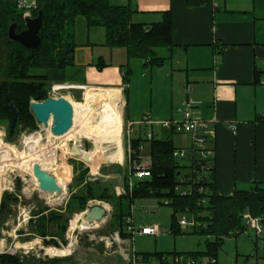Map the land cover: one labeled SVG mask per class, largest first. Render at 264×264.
<instances>
[{"label":"crops","instance_id":"1","mask_svg":"<svg viewBox=\"0 0 264 264\" xmlns=\"http://www.w3.org/2000/svg\"><path fill=\"white\" fill-rule=\"evenodd\" d=\"M126 3L133 10L134 22H157L163 12L171 13L172 47L158 53L166 59L162 65L155 66V72L169 79L171 100L166 107L151 104L147 112L155 120H179L177 108L186 100L192 104V115L206 123L204 131L213 137L208 146L214 148L218 195H231L235 189L247 188L254 182L264 186V0H120L113 4ZM94 50L95 45L89 41L77 45L73 64L48 69L47 81L50 88L68 86L62 89L67 90V97L61 96L71 101L73 109H84L82 112L93 109L96 114L102 113L110 124H121L117 156L120 162L122 153L127 160L125 128L133 121L126 111L127 84L123 82L121 67L125 62L107 61ZM121 55L128 61L125 49ZM100 56L106 65L98 69L95 64ZM97 89L101 90L96 92ZM105 101L110 104L85 106L105 104ZM137 127L133 136L141 135L144 126ZM154 131L161 137L167 130L155 126ZM173 134L178 141L174 146L191 145L189 134ZM147 146L143 144L146 153ZM97 204L107 203L97 201ZM114 232L110 242L122 248L119 254L127 264L131 251H136L129 246V237H122L118 230ZM125 242L128 248L123 250Z\"/></svg>","mask_w":264,"mask_h":264},{"label":"trees","instance_id":"2","mask_svg":"<svg viewBox=\"0 0 264 264\" xmlns=\"http://www.w3.org/2000/svg\"><path fill=\"white\" fill-rule=\"evenodd\" d=\"M42 11V25L38 31L40 43L34 49H25L18 42L8 38L7 31L11 23H16V31L24 28L23 9L18 8L17 0H0V123L8 122L13 116L9 107L12 102L17 110L16 123L34 128L36 121L30 111L31 100H43L48 97L49 83L46 71L48 69H62L73 64V55L78 45L75 39V21L81 16L86 25L101 26L105 32L104 45L110 48H124L129 61L132 57L142 60L144 67H155L163 64L166 57L159 55L157 49L164 47L169 50L171 41V13H162L157 22H134L131 19L133 10L128 3L111 4L109 0H36L35 7L30 9L31 16ZM128 61L121 67L123 82L126 85L130 74ZM96 67L101 69L106 63L102 57L97 58ZM255 81H259L256 72ZM127 88L124 87V93ZM174 131L167 130L161 137L153 136L147 140L143 135L131 137V147L136 153L137 147L147 143V153L150 157V177L135 180L131 190L127 187V169L123 175L124 192L116 194L109 185L98 179L87 177V168L84 162L78 164V173L74 180L81 185L71 196L67 204L68 214L72 211H82L90 200L107 202L112 207L110 227L118 230L122 237L131 234L125 230V217L130 215L131 202L134 198L153 197L167 200L163 204L172 209L170 230L179 233L181 228L175 219L177 212L189 210L197 224L191 227V233L212 236L205 240L203 251L191 252H136L144 258L159 257L166 253H187L193 256L213 258L216 264L218 250L225 237L237 235L246 229L242 213L248 209L252 216L263 217L264 214V186L254 182L247 188L235 189L231 195H218L215 190L214 167L205 182L204 192L197 190L198 183H194V170L191 166L182 163L172 156L176 146L172 142ZM143 136V137H142ZM143 153V154H144ZM58 169L60 167L58 166ZM64 177H70L69 171L64 168L58 171ZM185 179L181 182L180 179ZM188 187L190 193L180 195L175 186ZM75 186V185H74ZM71 186V188H74ZM205 197L204 204H197V200ZM11 195L5 194L0 202V216L8 210V199ZM13 199H15L13 197ZM41 211L35 219L34 232L50 239L44 243H52L59 247L54 237H60L62 243L65 224L59 228L57 222L65 218L60 215L48 216ZM42 213V214H41ZM63 218V219H62ZM62 219V220H61ZM263 220V219H262ZM48 224H54L55 232L49 230ZM63 259H25L23 256H14L7 253L0 254V264H60ZM66 260V259H64Z\"/></svg>","mask_w":264,"mask_h":264},{"label":"rangeland","instance_id":"3","mask_svg":"<svg viewBox=\"0 0 264 264\" xmlns=\"http://www.w3.org/2000/svg\"><path fill=\"white\" fill-rule=\"evenodd\" d=\"M109 2L113 4L120 2V0H109ZM74 31L78 45L89 41L95 45L94 53L101 54L105 60L118 64L121 62L126 63L125 56L121 55L124 53L123 48H110L104 45L105 32L103 27H88L85 19L79 16L76 18ZM157 51L160 54L165 51V48L160 47ZM128 65L130 74L127 76L126 82V99L128 101L126 111H128L129 120H133L132 122L135 123L142 113L149 111L148 108H150L151 104L152 107H166V105L170 104V82L169 79L155 72L157 68L144 67L142 60L137 57L130 58ZM100 90L97 89L96 92ZM49 94L67 97L68 92L62 89L52 92L50 91V86H48L47 95L49 96ZM80 101H84V99ZM109 104L110 101H105V104L102 102L85 106H106ZM74 109L76 111L84 110L75 107ZM88 111L96 112L93 109H88L85 112ZM98 115L106 119L102 113H98ZM121 116L123 117L122 104ZM82 123L83 115L78 112L73 118L72 131L63 137L54 136L48 128L37 122L34 128L24 126L22 123H16L13 136L10 139L8 138L9 123L7 121L0 123V202L5 194L11 195V198L8 199V210L3 211L0 216V254L7 253L19 257L23 256L25 259L41 260L55 257L63 259L60 264H125V260L119 254L122 248L119 249L115 243L109 248L105 243V240H111L116 234L110 227L112 207L109 203L100 200H90L87 202L85 209H83L87 211L91 206L96 205L97 201L109 205L108 207L107 204H102L106 211L102 223L91 222L86 224L87 226L98 224L95 229H84L82 227L85 226L82 224L80 228L77 227L84 221L81 217L84 213L83 210L72 211V213L68 214L66 209L71 196L81 186L76 184L74 180L79 171L78 164L81 158L72 154L70 145L77 142L80 145V150L95 152L96 149L91 139L85 138L86 136L82 137L84 135L82 132L83 127H81ZM132 126L135 131L138 130L136 124ZM149 128V126H144L140 129L141 135L149 132ZM152 130H155V126H153ZM28 135L38 136L40 144H43V149L47 150L42 153L43 159H48L51 155L54 156L55 167H50L46 171L53 175L56 181L65 184L64 194L61 197L58 198L54 193V195H50L39 190L37 180L32 176V173L24 166L19 165L20 161L24 160L25 157L17 161L18 154L20 155L21 152L27 151L24 139ZM154 136L157 135L155 134ZM172 137L173 144L178 142L175 134H172ZM120 146V142L117 143L114 150L112 142L108 140L101 142L98 147L99 154L105 156L114 151L109 156L110 160L105 159L104 156L99 158L96 165L99 169H97L96 173L91 171L90 162H84L83 164V167L88 170L87 177L89 179L102 181L109 185L116 194L122 193L123 175L126 173L128 164L123 153L122 160L119 162L117 159ZM95 154L97 155L98 153ZM58 166L60 169H58ZM64 168L69 171V179L58 174V171ZM71 186H74V188H71ZM116 188H119V190ZM58 200L59 202H57ZM41 211L48 216L57 214L62 215L64 218L68 216L67 221L64 222L62 218V221L57 222L59 223V228L63 223L65 224L63 233L65 242L62 243L61 238L58 236L54 237L60 243L59 247L54 246L52 243H44L50 239V236L42 237L34 232L36 228L35 219L38 216L36 214ZM171 214L172 209L169 205L163 204L161 199L153 197L134 198L130 208V216L134 227L136 228L138 225L156 226L157 233L152 236H136L135 233L129 236V246L136 252L150 253L154 251H203L205 249V240H212L213 237L191 233V228L189 227H180L181 231L179 233H172L170 230ZM182 215L181 212H177L175 214L176 221ZM75 217L78 218V223L77 226L72 228L71 222ZM258 225L260 227L258 234L255 233L254 229L246 226V229L241 233L225 237L221 248L218 250L216 264H264V221L259 219ZM48 227L51 232L56 231L54 224H48ZM70 243H72L71 250L66 252V254L61 251L58 254L49 255L45 251L46 248L50 247L63 250ZM122 246L123 250L124 248L126 250V247L128 248L126 242Z\"/></svg>","mask_w":264,"mask_h":264},{"label":"built area","instance_id":"4","mask_svg":"<svg viewBox=\"0 0 264 264\" xmlns=\"http://www.w3.org/2000/svg\"><path fill=\"white\" fill-rule=\"evenodd\" d=\"M36 0H17V6L23 9V17L31 16L30 9L35 7ZM68 87L67 85H52L50 91H58ZM49 96L56 97V94H49ZM192 104L189 101H183L181 106L177 108L179 112V120H155L152 118L151 114L147 111L142 113L140 118L134 123L131 122L125 130L126 139V150H127V187L129 190L132 189L135 180H141L150 177V157L148 154L144 153L143 145L137 147V157H133L135 150L131 147V137H133L134 129L133 124L141 126H149L150 131L144 133V138L149 140L155 135V131L152 130V126H158L162 129L172 130L175 133H187L190 135L191 145L189 147H177L173 150L172 156L178 161L188 164L191 166V170H194L195 177L194 183H198L197 190L199 193L204 192L206 187L201 185L208 179V175L213 168L214 160V148L208 146L212 142L211 136L207 135L204 131L206 123L202 120L195 118L191 112ZM264 117V113H262ZM144 153V154H143ZM185 179H180L184 182ZM175 190L179 192L180 195H186L190 193V189L182 187L180 185L175 186ZM124 192V190L122 191ZM205 197H201L197 200V204H204ZM164 203L167 200L163 201ZM183 215L177 220L180 227H193L197 224L194 216L189 210H184L181 212ZM242 219L246 226L254 229L255 232L260 231L258 225L259 217H254L251 215L250 211L246 209L242 213ZM264 220V214L261 218ZM125 230L131 235L139 233L142 235H155L157 233L156 226H142L135 228L131 216L125 217ZM106 246H111L110 240H105ZM215 260L213 258H208L205 256H193L187 253H166L159 257L144 258L142 255L131 251L127 264H214Z\"/></svg>","mask_w":264,"mask_h":264},{"label":"water","instance_id":"5","mask_svg":"<svg viewBox=\"0 0 264 264\" xmlns=\"http://www.w3.org/2000/svg\"><path fill=\"white\" fill-rule=\"evenodd\" d=\"M23 22L24 28L20 31H16V23L9 25L8 38L18 42L25 49H34L40 43L38 31L42 25V11L38 10L35 16H24ZM9 107L13 111L8 128V138L10 139L16 127L18 113L12 102L9 103ZM29 108L37 123L46 126L51 118L49 130L53 135H63L72 126L73 106L71 101L64 96H48L43 100L31 101ZM70 151L73 155L79 156L82 162H87L88 154L81 155L80 150L73 143L70 145ZM32 175L37 180L38 189L42 192L61 193V188L57 185L55 177L42 169L38 163L32 164ZM88 210V217L94 221H100L106 214L105 209L98 204L91 206Z\"/></svg>","mask_w":264,"mask_h":264},{"label":"bare ground","instance_id":"6","mask_svg":"<svg viewBox=\"0 0 264 264\" xmlns=\"http://www.w3.org/2000/svg\"><path fill=\"white\" fill-rule=\"evenodd\" d=\"M78 112L82 113V115H83V123L81 124V127H83L82 132L84 133L83 136H86L87 138L91 139L92 142L94 143V146L96 147V149H95V152L94 151H83V150H80V148L76 145V143H73V145L80 150L81 155L84 153L88 154L87 162H90V166L92 168L91 171L96 173V169H97L96 164H97L99 158H102L104 156L102 154H99L98 147L100 146L101 142L108 140V141L113 143V145H114L113 149L115 150L117 143L119 142V140L121 138L120 137L121 127H120L119 123L112 125L107 121V118L104 119L100 115L93 113V112H82V111L74 110L73 118L75 117L76 114H78ZM50 123H51V118L48 120V124L46 126H44V125L43 126L49 129ZM71 128H72V126H71ZM71 128L68 130L67 133H65L63 135H60V136L54 135V136L63 137L72 131ZM24 144L26 146L27 151L21 152L20 155L18 154V158H17L18 160L17 161H20L19 159L25 157L24 160L20 161L19 165L24 166L27 170L30 171V173H32V164L33 163H38L40 165V167L44 170H47L48 168L53 167L55 165L53 155H51L48 159H43L42 153L46 152L47 150L45 151L43 149L44 148L43 144H40L38 136H34V135L26 136L24 139ZM113 151L110 152L108 155H105L104 158L107 160H110L109 156H111V153H113ZM95 153H98L97 155H99V156H97ZM56 183L58 186H60L61 193L57 194L56 192H54V194H56L59 198L64 194L65 184L62 182H59V181H56ZM37 187H38V183H37ZM45 193L50 194V195L51 194L54 195L53 193H48V192H45ZM57 202H59V200ZM101 206L103 207V205H101ZM88 211L89 210L84 211V213L81 215L82 219L84 220L83 223H80V225L77 226L78 218L75 217L71 222V227L73 228V227L77 226L80 228L81 224H82L83 226H85V227H82L84 229H95V228H97L98 224H95L96 227L95 226H87L86 224H90L91 222L102 223L103 218L100 221L91 220L87 215ZM71 246H72V243L68 244V247H64L63 250H60L59 248L50 247V248H46L45 251L49 255L58 254V252H61V251H63V253L66 254V252L71 250Z\"/></svg>","mask_w":264,"mask_h":264}]
</instances>
